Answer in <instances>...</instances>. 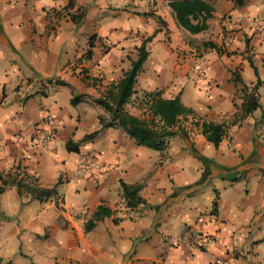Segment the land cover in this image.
I'll use <instances>...</instances> for the list:
<instances>
[{
  "label": "crops",
  "instance_id": "0c3cea01",
  "mask_svg": "<svg viewBox=\"0 0 264 264\" xmlns=\"http://www.w3.org/2000/svg\"><path fill=\"white\" fill-rule=\"evenodd\" d=\"M78 10L84 17L76 24L70 16ZM258 23L264 0H0V175L8 183L0 194V264H210L214 256L264 264ZM148 38L126 110L148 116L143 94L160 92L193 111L175 129L184 134L158 151L136 146L120 129H102L98 118L109 116L93 102ZM252 93L260 107L243 117ZM48 121L51 141L34 146L31 138ZM203 121L227 126L218 147L195 124ZM95 131L78 153L66 150L68 140ZM84 158L104 171L78 176ZM20 179L55 194L44 201L19 195L9 184ZM120 181L140 186L144 202L127 207ZM100 206L110 215L86 232ZM210 235L219 244L199 248V237Z\"/></svg>",
  "mask_w": 264,
  "mask_h": 264
},
{
  "label": "trees",
  "instance_id": "16d2710c",
  "mask_svg": "<svg viewBox=\"0 0 264 264\" xmlns=\"http://www.w3.org/2000/svg\"><path fill=\"white\" fill-rule=\"evenodd\" d=\"M71 6V5H70ZM71 20L78 24L84 17V11L78 10L76 15H71ZM181 22V21H180ZM186 26V23L182 22ZM195 32H200L205 29V26L199 28H190ZM157 32V30H156ZM151 38L146 39L142 45L137 49V58L130 61V68L125 71L121 79L110 86L104 96L94 99L93 102L102 107L103 111L109 116L108 119L99 117V123L102 129L114 128L122 130L136 146L146 147L152 150H162L166 146V141L175 135H183L179 129L175 131L181 118L192 115L193 111L185 107L179 100L163 99L160 92H151L143 94V101L146 100V110L148 116L140 117L128 113L126 105L130 103L134 94V86L136 78L141 71V67L148 57V52L145 45ZM205 46L222 53L220 49L213 43H205ZM90 53V51H89ZM88 53V54H89ZM232 81L236 84H242L238 75L232 73ZM259 83V81H258ZM246 91V87H243ZM80 103V97L72 99L73 106ZM256 97L252 93L246 99L242 108V116L245 117L259 108ZM199 128L201 134L206 141L213 147H218L226 136L227 126L223 123H214L203 121L195 123ZM99 131H95L85 136L79 143H74L68 140L66 143V150L70 153H78L79 147L82 143L94 140ZM8 185L7 181L0 175V194ZM10 186H15L18 194L23 192L28 193L31 198L38 201H44L54 196V189H44L34 183H26L24 179L18 181H10ZM123 197L126 201L127 207H135L142 204L144 201L139 197L140 186L126 185L120 181ZM216 210V201L213 202V212ZM110 211L104 207H98L93 214L91 220L85 224V231L88 232L94 228L96 222L100 221L105 216H109Z\"/></svg>",
  "mask_w": 264,
  "mask_h": 264
},
{
  "label": "built area",
  "instance_id": "2783aa9c",
  "mask_svg": "<svg viewBox=\"0 0 264 264\" xmlns=\"http://www.w3.org/2000/svg\"><path fill=\"white\" fill-rule=\"evenodd\" d=\"M255 37L260 39L264 35V25L258 23L254 29ZM103 45L106 48L111 47V42L108 39L103 40ZM201 73L203 71H200ZM51 121H48L44 126H42L36 134L31 138V143L34 146H39L45 148L52 139V135L49 129ZM19 141L23 140L22 136L18 137ZM105 169V166L93 159L84 158L78 161L75 165V172L78 176L90 177L94 174H100ZM220 239L217 236H200L197 241V246L201 249H207L210 246H217ZM210 264H230L225 258L220 256H214L211 259Z\"/></svg>",
  "mask_w": 264,
  "mask_h": 264
},
{
  "label": "rangeland",
  "instance_id": "374dc122",
  "mask_svg": "<svg viewBox=\"0 0 264 264\" xmlns=\"http://www.w3.org/2000/svg\"><path fill=\"white\" fill-rule=\"evenodd\" d=\"M95 107H96V109H100V110L102 109V107H100V106H98V105H96ZM128 110H129V109H128ZM92 111H93V109H92ZM129 111H130V110H129ZM27 263H28V264H30V263H31V261H30V260H28V262H27Z\"/></svg>",
  "mask_w": 264,
  "mask_h": 264
}]
</instances>
